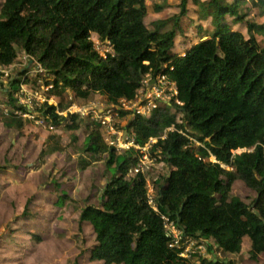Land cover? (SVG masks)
Wrapping results in <instances>:
<instances>
[{"label": "trees", "instance_id": "obj_1", "mask_svg": "<svg viewBox=\"0 0 264 264\" xmlns=\"http://www.w3.org/2000/svg\"><path fill=\"white\" fill-rule=\"evenodd\" d=\"M248 1L250 8L243 11L241 5ZM177 5L180 11L171 20L179 33L186 29L180 21L190 5L198 18L210 19L209 29L201 31L200 40L188 46L184 56L176 52L173 31L146 27L145 0H3L0 6V78L2 68L13 64L23 51L47 75L54 76L53 88H70L81 99L98 93L109 103L119 104L121 99H134L147 77L165 74L175 81V98L181 104L171 103L174 113L156 110L148 118L135 117L128 126L140 145L157 137L152 150L160 151L170 168L162 180L153 181L157 210L148 201V186L141 173L125 179L137 152L115 154L116 149L104 142L100 124L86 119L90 123L85 124V150L106 152L108 162L118 171L106 183L99 205H88L80 214L81 222H89L95 234L91 260L104 264H233L216 253L207 259L194 254L198 263L180 256L178 249L168 245L171 238L163 215L183 237L208 241L209 250L211 240L215 251L230 256L240 251L243 238L248 237L250 258L257 260L264 254V43L255 36L264 35V24L244 21L252 8L264 12V0H178ZM228 16L232 23L245 22L250 35L232 29ZM90 33L108 41L112 53L101 55ZM15 86L10 82L11 91ZM11 91L9 101L16 103ZM16 108L27 112L24 104ZM38 111L55 126L62 122L70 129L80 126L77 114L63 117L47 102ZM177 112L181 115L178 122ZM7 114L9 123L22 126L21 117L13 111ZM190 134L202 146L195 147ZM237 148L250 151L232 154ZM210 154L232 169L199 158ZM236 180L255 191L251 203L229 197ZM61 201L60 195L57 203Z\"/></svg>", "mask_w": 264, "mask_h": 264}, {"label": "rangeland", "instance_id": "obj_2", "mask_svg": "<svg viewBox=\"0 0 264 264\" xmlns=\"http://www.w3.org/2000/svg\"><path fill=\"white\" fill-rule=\"evenodd\" d=\"M2 1L0 0V6ZM145 3L146 27L153 31L158 28L173 31L175 49L179 55H183L188 46L197 43L201 31L210 27V19L198 18L191 11L193 6L190 5L186 18L180 21L181 26L186 29L184 33H179L171 20L180 11L178 0H145ZM250 5L251 2L248 1L247 4L241 5V9L248 11ZM248 13L245 22L247 19L253 23L264 24L263 10L252 8ZM226 20L230 22L232 29L241 31L245 37L250 35L245 22L232 23L230 16ZM198 27L201 28L199 33ZM204 34L202 32V36ZM255 36L260 44L264 43V35ZM90 39L101 55L112 53L111 44L106 40H100L97 34L90 33ZM2 73L3 76L0 78V264H104L102 261L90 258V250L96 244L95 234L89 222H81L80 214L88 205H99L106 183L117 176L118 171L114 164L108 162L109 156L106 152L95 154L85 150L87 135L85 124L90 123L89 120L82 118L80 122L81 118H79L77 123L80 126L76 129L67 128L65 122L55 126L45 119L38 109L47 102L56 107L57 113L69 117L70 113L67 111L69 107L81 109L90 105L95 110L93 112L95 116L101 105L105 107L112 103L98 93L87 99H81L77 98L70 88L60 85L53 88L51 80L54 76L47 75L36 60L23 51L18 53L13 64L2 68ZM10 82L16 84L12 91ZM9 91L17 100L16 103L9 101ZM19 104H24L27 112L18 110L16 107ZM8 111H13L17 117H21L22 126L17 127L7 121ZM103 113L100 115L109 117L106 112ZM113 116L110 125L116 132L121 133V137H124L123 127L135 116H131L130 112L125 116L118 114ZM175 117L178 122L180 113H175ZM187 128L188 131H193L192 128L188 126ZM100 131L104 142L112 147L113 145L108 142L116 139V135L109 134L104 127L103 129L100 127ZM189 139L200 143H194L195 147L202 146L193 134H190ZM115 149V154L124 152ZM195 153L198 154L199 149L195 148ZM156 157L157 160L152 159L148 164L150 169L145 173L149 185L148 195L151 197L154 192V178L156 177L157 181L162 180L170 172L164 159L159 160L162 159V155L157 153ZM85 162H87L86 166L82 167ZM60 195L61 203L55 204ZM255 195V191L240 180L232 184L229 193V197L236 196L247 204L252 202ZM196 242L197 245L201 244L198 240ZM249 243L248 237H244L240 251L230 256L215 251L214 243L213 251L205 244L197 250L206 259L216 253L219 259L231 260L233 264H264V254L257 260L250 258ZM196 262L198 263V260Z\"/></svg>", "mask_w": 264, "mask_h": 264}, {"label": "built area", "instance_id": "obj_3", "mask_svg": "<svg viewBox=\"0 0 264 264\" xmlns=\"http://www.w3.org/2000/svg\"><path fill=\"white\" fill-rule=\"evenodd\" d=\"M167 84H171L165 78V75H161L158 77L155 83H151L149 79H144L142 82L141 87L139 88L136 98L133 100L121 99L119 104H111L106 105L105 107H101L93 116L94 108H91L90 105L86 107H82L81 109L74 107H69L67 111L70 114H77L79 117L83 119H89L91 121H95L96 123L100 124V127L106 129V132L109 134L116 135V139L109 141L110 145H113L114 148L119 150H128L133 148L137 151L135 155L136 163L128 169L129 174H136L141 173L145 176V173L150 169L149 165L152 162V159L157 160L158 151H152V144L156 142L155 138H150L146 143L143 145L138 144L134 140V133L132 128H127L129 126L130 121L123 127L124 137L120 136V132H116L114 128L110 125V122H113V115H123L125 116L128 112H130L131 116L142 115L148 116L153 111V109L161 106L163 103L167 102L170 98V94L167 92ZM171 89V87L169 88ZM175 92V91H174ZM140 94V98H139ZM105 108V109H104ZM106 112L109 117L100 115L101 113ZM104 114V113H103ZM112 119V120H111ZM111 122V123H112ZM174 127L168 128V130H172ZM191 143H196L193 139H190ZM107 142V140H105ZM200 144V143H196ZM112 146V147H113ZM243 151H250V149H237L232 151L233 154L243 152ZM156 157V158H155ZM202 160H206L204 157H199ZM208 159L210 161H215L214 157L210 154ZM226 168H229L225 166ZM157 179L156 177L154 178ZM148 201L153 206L154 210H156L155 204L153 202V198L148 195ZM164 220V227L168 234L170 235L169 247H174L179 250V255L185 258L192 259L194 254H197L199 251L197 249L202 248L205 240L200 239L199 242L201 244L197 245L195 239L190 237H183V233L178 227L170 220L167 216H162ZM197 250V253H196ZM200 255V253H198Z\"/></svg>", "mask_w": 264, "mask_h": 264}, {"label": "clouds", "instance_id": "obj_4", "mask_svg": "<svg viewBox=\"0 0 264 264\" xmlns=\"http://www.w3.org/2000/svg\"><path fill=\"white\" fill-rule=\"evenodd\" d=\"M96 34V33H95ZM185 54V53H184ZM184 54L183 55H181V56H184ZM161 75H165V74H159L156 78H149V77H147V78H145V79H149V81L151 82V83H155L156 81H157V79H158V77H160ZM165 78H166V80L168 81V82H170L171 84H167V92L171 95L170 96V98H169V100L167 101V102H165V103H163L161 106H159V107H157V108H155V109H153V111L150 113V115L154 112V111H156V110H160V111H169V112H171V113H174L173 112V107H172V105H171V103H173V102H175V103H178V104H181V102L180 101H178L175 97H176V95H177V87H176V84H175V81H174V79L173 78H170V77H168L167 75H165ZM171 87V89H169ZM139 90V89H138ZM138 90H137V92H138ZM175 91V92H174ZM137 95V94H136ZM135 98H136V96H135ZM134 98V99H135ZM133 100V99H132ZM150 115H148V116H142V115H136L135 117H137V116H142V117H145V118H148V117H150ZM133 120V119H132ZM171 127H173V126H171ZM128 129H129V127H127ZM170 128V127H169ZM168 130V129H167ZM166 131V130H165ZM162 138L163 137H165V135L163 134L162 136H161ZM189 137V136H188ZM150 138H155L156 139V142H157V137H150ZM149 138V139H150ZM148 139V140H149ZM103 140H104V138H103ZM147 140V141H148ZM146 143V142H145ZM155 143V142H154ZM153 143V144H154ZM153 144H152V146H153ZM131 149H133V148H130V149H128V150H131ZM237 149H243V148H237ZM237 149H234V150H232V151H235V150H237ZM246 149H248V148H246ZM123 151H126V150H123ZM134 151H136V150H134ZM153 151V150H152ZM137 152V151H136ZM153 152H155V151H153ZM159 152V154H160V151H158ZM244 152V151H243ZM239 153H241V152H239ZM239 153H235V154H239ZM137 154V153H136ZM233 154V153H232ZM213 156V155H212ZM201 157H203V156H201ZM209 157V156H208ZM208 157H206L207 159H206V161H210L209 159H208ZM214 157V156H213ZM214 159H215V157H214ZM159 160H163V157H162V159H160L159 158ZM211 162H213V161H211ZM214 162H217V163H219L216 159H215V161ZM135 164V163H134ZM133 164V165H134ZM220 164V166L222 167V168H225V169H228V170H231L232 169V166H230V165H226V164H223V163H219ZM130 166H132V164H130L129 165V167ZM225 166H227V167H229V168H226ZM129 167H128V169H129ZM128 169H127V172H126V174H125V179L126 178H130L131 176H133V174L131 175V174H129L128 173ZM127 175L129 176V177H127ZM143 175V174H142ZM167 175V174H166ZM144 176V175H143ZM144 178H145V180H146V182H147V186L149 187V185H148V181H147V179H146V177L144 176ZM152 206V205H151ZM155 207H156V205H155ZM152 208H153V206H152ZM154 209V208H153ZM156 210H157V207H156ZM196 240V239H195ZM198 241L200 240V239H197ZM204 240V239H203ZM206 241V240H205ZM207 242V241H206ZM204 244H205V242H204ZM205 246H206V244H205ZM201 256V255H200Z\"/></svg>", "mask_w": 264, "mask_h": 264}, {"label": "crops", "instance_id": "obj_5", "mask_svg": "<svg viewBox=\"0 0 264 264\" xmlns=\"http://www.w3.org/2000/svg\"><path fill=\"white\" fill-rule=\"evenodd\" d=\"M57 201H58V198L56 199V201H55L54 203L57 204ZM243 240H244V238H243ZM95 241H96V239H95ZM207 242H208V241H207ZM210 243H212V242L210 241ZM96 244H97V243H96ZM96 244H95V245H96ZM212 244H213V243H212ZM249 244H250V243H249ZM95 245H94V246H95ZM206 246H207V244H206ZM214 246H215V245H214ZM207 247H208V246H207ZM214 248H215V247H214ZM91 250H92V249H91ZM91 250H90V254H91ZM212 251H213V250H212ZM249 251H250V245H249ZM249 251H248V252H249ZM260 255H262V254H260ZM260 255H259V256H260ZM259 256H258V257H259ZM98 261H100V260H98Z\"/></svg>", "mask_w": 264, "mask_h": 264}]
</instances>
